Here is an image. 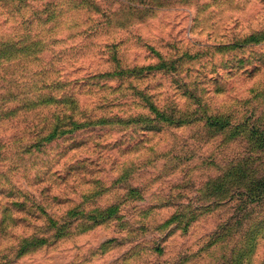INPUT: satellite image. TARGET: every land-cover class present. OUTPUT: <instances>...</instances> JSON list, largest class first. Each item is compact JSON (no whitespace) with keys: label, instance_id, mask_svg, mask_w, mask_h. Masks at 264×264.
<instances>
[{"label":"clouds","instance_id":"obj_1","mask_svg":"<svg viewBox=\"0 0 264 264\" xmlns=\"http://www.w3.org/2000/svg\"><path fill=\"white\" fill-rule=\"evenodd\" d=\"M0 264H264V0H0Z\"/></svg>","mask_w":264,"mask_h":264}]
</instances>
